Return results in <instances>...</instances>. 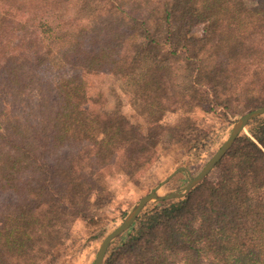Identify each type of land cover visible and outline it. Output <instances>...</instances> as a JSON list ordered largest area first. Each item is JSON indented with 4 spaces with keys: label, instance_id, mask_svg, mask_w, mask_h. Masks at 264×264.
Segmentation results:
<instances>
[{
    "label": "trees",
    "instance_id": "16d2710c",
    "mask_svg": "<svg viewBox=\"0 0 264 264\" xmlns=\"http://www.w3.org/2000/svg\"><path fill=\"white\" fill-rule=\"evenodd\" d=\"M0 4L17 13L0 12V264H50L65 227L103 203L108 171L131 179L184 139L203 157L217 125L197 109L264 105V0ZM137 65L138 121L88 100L92 77ZM245 128L184 196L148 202L102 264H264V113Z\"/></svg>",
    "mask_w": 264,
    "mask_h": 264
},
{
    "label": "rangeland",
    "instance_id": "374dc122",
    "mask_svg": "<svg viewBox=\"0 0 264 264\" xmlns=\"http://www.w3.org/2000/svg\"><path fill=\"white\" fill-rule=\"evenodd\" d=\"M0 12L17 15L15 10L2 4H0ZM203 27V24L195 27L194 34L199 35ZM189 69L186 63L178 76L180 87L187 86ZM139 70L137 65L125 80L104 74L92 77L87 86L88 100L106 111L122 112L131 120L138 121L142 105L134 98L133 88ZM240 115L228 116V119H224L215 115H206L200 109L192 114L194 119L200 118L204 123L217 125L216 133L212 134L211 142L206 145V151L202 154L204 156L199 159H195L193 155L200 150L203 151V148H199V144H196L195 148H190L191 142L184 139L182 148L180 144H172L170 147L160 149L131 179L121 174L118 169L108 171L104 182L105 192L101 195L103 203L97 204L92 201L86 208L85 215L88 216L77 218L65 227L64 239L54 249V259L50 264H92L103 237L122 221L138 199L160 185L180 166L187 167L195 175L227 138L233 123ZM166 118L168 122H173L174 116H166ZM211 174L213 175L214 172ZM172 177L162 183L159 188L160 193L177 190L187 183V175L183 171L176 182H168ZM122 238L123 236L120 235L116 239L122 241Z\"/></svg>",
    "mask_w": 264,
    "mask_h": 264
},
{
    "label": "water",
    "instance_id": "95a60500",
    "mask_svg": "<svg viewBox=\"0 0 264 264\" xmlns=\"http://www.w3.org/2000/svg\"><path fill=\"white\" fill-rule=\"evenodd\" d=\"M264 113V105L249 110L237 117L232 125V128L227 136V138L221 143L217 150L211 155V157L206 161L202 168L193 175L190 170L185 166L178 167L173 173L169 175L168 178L172 177L175 173L183 171L187 175V183L173 191H167L165 193H160L159 188L167 179H165L160 185L152 189L148 193L142 195L131 210L125 215L122 221L108 232L100 242L97 249L95 258L92 264H102L106 251L110 244L118 238L123 232H125L133 224L135 219L138 217L139 213L145 207L148 202L151 201H163L172 198H179L184 196L196 183H198L202 178L209 174V172L215 167L216 163L225 155V153L231 148L234 141L236 140L239 133L245 130L246 124L251 118Z\"/></svg>",
    "mask_w": 264,
    "mask_h": 264
}]
</instances>
